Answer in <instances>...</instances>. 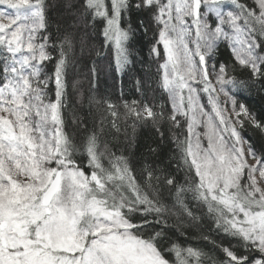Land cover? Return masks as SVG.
<instances>
[{
    "label": "snow or ice",
    "instance_id": "1",
    "mask_svg": "<svg viewBox=\"0 0 264 264\" xmlns=\"http://www.w3.org/2000/svg\"><path fill=\"white\" fill-rule=\"evenodd\" d=\"M130 11L151 14L145 32L154 33L167 114L155 99L121 105L97 98L94 85L82 90L79 77L92 85L105 46L116 71L129 70ZM219 47L232 63L210 62ZM256 82H264V0H0V264H264V155L241 134L264 137V120L234 95ZM135 87L151 90L139 79ZM121 120L126 151H101L105 124L120 133ZM165 124L188 173L183 184L147 161L131 166L137 128L163 139ZM173 228L196 230L211 247L173 240Z\"/></svg>",
    "mask_w": 264,
    "mask_h": 264
},
{
    "label": "trees",
    "instance_id": "2",
    "mask_svg": "<svg viewBox=\"0 0 264 264\" xmlns=\"http://www.w3.org/2000/svg\"><path fill=\"white\" fill-rule=\"evenodd\" d=\"M130 19L126 22L131 24L135 28V32L132 34V37L129 41V47L132 51V64L129 67V70L125 72L116 71L115 66V52L110 47L105 46L101 52L99 58L100 71L97 77L93 80L92 85L89 84V81L85 77H79L81 80L82 90L86 91L94 85V94L97 95V98H106L111 100L114 103L123 104L124 100H142L151 101L156 100L157 111H159V105H165V112L167 114L170 111V105H168L166 94L163 93L155 85V73L157 70V64L155 63L154 57L151 54V49L154 43V33L152 31L145 32V27L148 26V23L151 21V14L140 15L137 12H129ZM59 17L57 12L51 11L49 17V27L53 33H55L57 28V21ZM144 22V27H141V22ZM92 38L97 42V47L100 46V43L103 42V36L100 35L97 37L96 29H92ZM162 51V47H161ZM94 59V58H93ZM231 53L227 50L226 47H219V50L216 51L215 55L212 57V63H232ZM93 63H96L95 60H89L87 62V67L84 64H81L77 67V71L83 68L84 72L88 71V67H91ZM241 79L246 78V73L241 71L239 73ZM143 80L147 85H151V90H146L143 95L136 91L135 81ZM264 88V82H256L250 85L247 89H241L234 93L236 99L239 103L246 105L258 119L264 120V92H261L260 89ZM71 91V89H70ZM88 111V109H85ZM121 111L123 109L121 108ZM93 113H96V108L93 107ZM107 115V114H105ZM102 117L99 113L96 115L95 124L99 129V124ZM108 120L112 118L107 116ZM122 131L117 133L115 129H112L109 124H105V132L101 134L100 138V150H104V146L107 145L108 149L118 154L120 152L126 151L124 144L126 143L123 138V120L119 121ZM68 126L66 131L71 135L75 136L76 133L73 131L74 125L71 123L69 118L67 121ZM93 126V121L90 118L88 122V127ZM130 131V129H129ZM162 131L165 133L164 138L162 139L154 129L150 127H139L136 130V145L130 149L132 151L131 166L134 169L141 168L143 164L147 161L151 163L152 167L160 168L165 171L169 176H172L180 184H183L188 177L186 170L182 168L180 162L176 157L178 156V150L176 144L172 137V132H167V125H163ZM175 131V130H174ZM244 138L253 146L258 154L264 155V137H261L260 134L251 128H245L241 133ZM169 136V139L167 138ZM183 139V135L180 137ZM149 146L157 147L158 152L153 156L149 153ZM80 161L82 166L87 170V160L86 157L81 156ZM167 199V197H166ZM191 206L195 209V201H190ZM197 214H199L197 212ZM135 222L140 223L141 219L139 217H133ZM202 227L205 231L209 229V226L212 224V221L208 220L207 217H204L201 220ZM193 234H186L181 236L173 228L170 230L169 236L173 240H178L183 242L186 246H200L210 248L207 241L199 240L195 236L196 230H190ZM214 239H222L223 236L220 233H211Z\"/></svg>",
    "mask_w": 264,
    "mask_h": 264
},
{
    "label": "rangeland",
    "instance_id": "3",
    "mask_svg": "<svg viewBox=\"0 0 264 264\" xmlns=\"http://www.w3.org/2000/svg\"><path fill=\"white\" fill-rule=\"evenodd\" d=\"M210 62L212 63V57H211ZM220 100H221V101H224L225 98L221 95V96H220ZM204 102L206 103V100H205ZM201 131H203V129H201ZM204 143H205V145H206V141H204Z\"/></svg>",
    "mask_w": 264,
    "mask_h": 264
}]
</instances>
